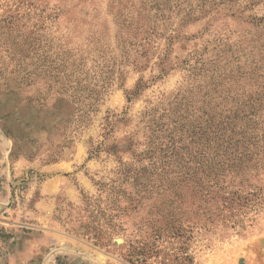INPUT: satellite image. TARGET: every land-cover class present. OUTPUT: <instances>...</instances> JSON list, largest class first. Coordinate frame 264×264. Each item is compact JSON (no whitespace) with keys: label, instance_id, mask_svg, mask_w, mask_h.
<instances>
[{"label":"rangeland","instance_id":"1","mask_svg":"<svg viewBox=\"0 0 264 264\" xmlns=\"http://www.w3.org/2000/svg\"><path fill=\"white\" fill-rule=\"evenodd\" d=\"M144 1L0 0V19L50 18L25 61L0 47V264H264V210L235 231L156 237L155 194L138 173L148 162L135 163L144 114L195 93L191 59L235 69L223 57L232 52L245 75L230 89L254 95L264 29L252 19L264 18V0ZM184 208V228L204 224Z\"/></svg>","mask_w":264,"mask_h":264},{"label":"trees","instance_id":"2","mask_svg":"<svg viewBox=\"0 0 264 264\" xmlns=\"http://www.w3.org/2000/svg\"><path fill=\"white\" fill-rule=\"evenodd\" d=\"M166 1L153 3L159 7ZM36 16L31 26L23 22L30 18L27 13L0 19V47L8 48L5 54L10 60L13 53L20 52L21 63L28 51L44 47L42 37L50 18L43 13ZM252 21L264 29V18ZM228 52L223 57L231 60L235 69L217 63L206 70L195 57L191 59L195 66L185 64L194 77H200L195 93L191 90L183 96L178 91L167 103L160 101L144 114L146 151L139 155L144 156L142 160L133 157L137 158L135 163L148 162L138 173L148 177L144 193L155 194L154 204L163 227L155 231L158 238L189 240L196 228L206 229L205 224L214 223L223 230L235 231L250 213L264 210V66L252 62L248 79L255 91L245 97L240 90L230 89L245 74L239 72L238 58ZM138 88L126 97L127 103ZM183 207L191 209L198 224H204L196 227L189 218L184 228Z\"/></svg>","mask_w":264,"mask_h":264}]
</instances>
